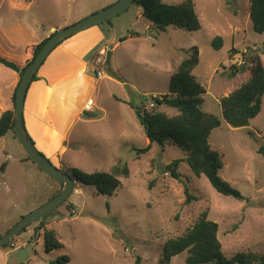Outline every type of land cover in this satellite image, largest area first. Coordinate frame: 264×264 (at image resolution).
Masks as SVG:
<instances>
[{"label":"rangeland","instance_id":"374dc122","mask_svg":"<svg viewBox=\"0 0 264 264\" xmlns=\"http://www.w3.org/2000/svg\"><path fill=\"white\" fill-rule=\"evenodd\" d=\"M116 1L0 0V56L23 68L52 28L72 25ZM193 1L202 25L196 31L173 26L158 31L136 4L101 28L112 54L107 61L106 50L96 51V56L105 52V61L96 65L95 56L85 69L96 104L75 123L59 159H49L70 174L73 168L110 171L119 163L127 164L130 174L121 178L122 185L112 195L101 194L74 177L68 199L43 220L47 228L57 231L64 248L46 250L44 230L37 220L0 247V264H54L65 254L70 264H158L164 243L185 233L203 211L219 224L218 237L227 258L239 252L264 255V156L258 152L264 145V94L260 112L249 126L229 125L220 105L222 97L251 76L249 67L230 74L233 65L243 64V52L258 54L264 62V33L252 27L250 0ZM217 35L224 39L219 50L212 46ZM195 46L194 74L206 90L202 107L222 119L209 142L224 162L221 176L241 191L244 200L219 193L186 161L177 169L181 178L172 177L166 165L185 157L177 145L153 143L148 152H137L149 144V137L128 102L151 109V96L169 92L171 73ZM97 67L105 77L98 78ZM13 77L14 71L0 63V114L8 108L7 83ZM159 110L177 113L166 106ZM25 154L11 131L0 138V236L61 188L58 180L25 161ZM185 185L195 199L187 201ZM187 255L184 251L174 256L171 264H188Z\"/></svg>","mask_w":264,"mask_h":264},{"label":"trees","instance_id":"16d2710c","mask_svg":"<svg viewBox=\"0 0 264 264\" xmlns=\"http://www.w3.org/2000/svg\"><path fill=\"white\" fill-rule=\"evenodd\" d=\"M132 4L143 8V16L158 31H166L168 26L187 31H196L202 27L193 0H182L178 3L166 0H134ZM249 15L254 31L264 33V0H250ZM105 24L111 25V19L101 22L97 26L103 28ZM52 35L53 33L50 34V36ZM49 37L35 46L33 59ZM223 41L222 36H215L212 40L213 48L219 50L223 46ZM191 51V55L185 57L177 69L171 73L169 92L164 95L151 96L153 103L151 109L128 102L135 109L141 124L149 129V144L145 148L137 149V152L138 154L148 152L153 143L162 147L167 144L177 145L185 153V157L174 159L166 165L165 169L170 172L172 177L181 178L182 175L177 169L182 161H186L197 176H206L219 193L244 200L245 196L241 191L220 174L224 162L220 153L212 148L209 138L213 129L221 125L222 119L214 113L205 111L202 107V94L206 90L203 83L194 74V68L198 62V48L192 47ZM248 52V50L243 52V64L233 65L230 68V74L233 76L235 72L244 71L246 67H249L250 78L220 100L222 118L235 128L249 126L251 121L257 117L264 94V62L258 54H248ZM96 55L94 53L91 60ZM32 60L21 68L20 80ZM37 73L32 82L39 79ZM16 90L17 87L7 101L8 108L0 114V138L10 131L17 138L14 132ZM161 106L174 108L177 113L170 115L166 111L159 110ZM258 152L264 156V145L259 147ZM25 160L32 161L26 154ZM63 172L67 171L63 170ZM71 174L81 182L95 186L99 193L112 195L122 185L121 178L129 176L130 169L127 164L119 163L110 171L88 172L80 168H73ZM59 183L61 188L52 198L60 193L63 187V183L60 181ZM185 193L187 201L195 199L190 193L188 185H185ZM45 217L38 221H40L39 229L44 230L46 250L64 248V243L59 238L57 231L46 227L43 221ZM27 228L28 226L23 231H26ZM218 233L219 224L209 218L207 211H203L185 233L170 238L164 243L162 257L158 264H171L172 258L184 251L188 252L186 258L188 264H264V255L258 256L251 252H239L231 258H227L223 254ZM7 245L9 243L3 247ZM70 261V257L65 254L53 263L70 264Z\"/></svg>","mask_w":264,"mask_h":264},{"label":"crops","instance_id":"0c3cea01","mask_svg":"<svg viewBox=\"0 0 264 264\" xmlns=\"http://www.w3.org/2000/svg\"><path fill=\"white\" fill-rule=\"evenodd\" d=\"M106 39L101 27L95 25L64 40L38 70L39 79L29 86L24 104V124L36 145L39 144L37 148L48 158L59 159L65 151V142L70 141L75 123L96 104L92 94L94 88L85 69L87 63H91L93 53L109 52L104 44ZM19 80L20 73L14 71V77L7 83L11 92L9 96L13 95Z\"/></svg>","mask_w":264,"mask_h":264},{"label":"water","instance_id":"95a60500","mask_svg":"<svg viewBox=\"0 0 264 264\" xmlns=\"http://www.w3.org/2000/svg\"><path fill=\"white\" fill-rule=\"evenodd\" d=\"M134 0H118L114 4L103 8L102 10L92 13L91 15L79 20L78 22L66 26L62 29L52 28L53 35L44 43L36 57L32 60L26 68L19 84L17 86L15 95V118H14V132L20 144L24 148L26 154L31 160L49 177L54 178L63 183V187L56 196L51 198L48 202L33 210L14 225L6 234L0 236V247L11 242V240L27 226L33 222L45 217L51 211L55 210L63 202H65L74 188V177L62 169L55 166L51 160L46 157L35 145L31 139L25 124H24V104L27 91L33 80L34 75L38 72L46 58L60 45L64 40L81 32L87 28L98 25L101 22L109 20L119 13L128 9ZM109 61L111 51L107 52ZM0 63L5 64L16 72L21 71V67L0 56ZM147 134L149 129L146 128Z\"/></svg>","mask_w":264,"mask_h":264},{"label":"built area","instance_id":"2783aa9c","mask_svg":"<svg viewBox=\"0 0 264 264\" xmlns=\"http://www.w3.org/2000/svg\"><path fill=\"white\" fill-rule=\"evenodd\" d=\"M105 54V52L101 51L100 54L94 59V63L96 65H102L103 62L105 61L103 58V55ZM96 74L98 76V78H103L105 76V73L100 69V67H97L95 69Z\"/></svg>","mask_w":264,"mask_h":264}]
</instances>
